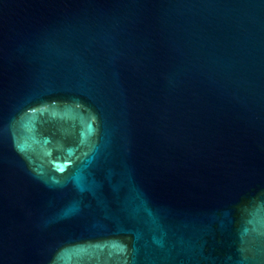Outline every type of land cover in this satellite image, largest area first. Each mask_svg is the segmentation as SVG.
<instances>
[{
  "label": "water",
  "instance_id": "95a60500",
  "mask_svg": "<svg viewBox=\"0 0 264 264\" xmlns=\"http://www.w3.org/2000/svg\"><path fill=\"white\" fill-rule=\"evenodd\" d=\"M0 264H264V0H0Z\"/></svg>",
  "mask_w": 264,
  "mask_h": 264
}]
</instances>
